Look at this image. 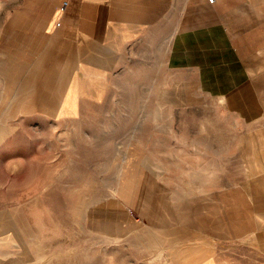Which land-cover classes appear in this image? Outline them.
Listing matches in <instances>:
<instances>
[{
  "label": "rangeland",
  "instance_id": "rangeland-1",
  "mask_svg": "<svg viewBox=\"0 0 264 264\" xmlns=\"http://www.w3.org/2000/svg\"><path fill=\"white\" fill-rule=\"evenodd\" d=\"M183 1L129 46L106 89L80 92L79 114L71 103L76 117L61 119L17 113L12 98L48 41L10 27L25 0H0V264H177L151 231L156 201L243 191L264 176L262 109L231 52L208 54V68L202 52L171 61ZM258 49L242 46L238 65ZM254 241L224 248L238 257L248 253L238 243Z\"/></svg>",
  "mask_w": 264,
  "mask_h": 264
},
{
  "label": "crops",
  "instance_id": "crops-1",
  "mask_svg": "<svg viewBox=\"0 0 264 264\" xmlns=\"http://www.w3.org/2000/svg\"><path fill=\"white\" fill-rule=\"evenodd\" d=\"M175 2L25 0L12 15L15 19L11 18L10 27L18 28L15 33L26 36V42L28 35L36 41L42 35L48 45L37 57L40 70H34L33 79L27 80L26 85L33 81L34 87L24 86L31 92L27 106L39 99L43 102L32 109L20 106L17 113L40 110L61 119L76 117L67 110L72 103L79 114L82 99H87L80 93L82 86L100 78L108 83L129 46L141 39L146 27L157 24ZM182 7L172 63L196 61L199 56L195 52H202L204 58L198 60L205 59L208 68V54L228 53L230 58L231 52L230 61L243 70L264 120V0H184ZM242 46L259 47L257 53H249L243 67L235 60ZM202 82H207L206 77ZM256 181L243 191L232 188L202 198L207 201L211 197L210 204H202V208L194 204L202 202L199 199L168 205L160 197L155 206L158 223L151 228L156 242L169 245L177 264H264V176ZM119 193L123 196V189ZM181 231L185 236L177 238ZM253 235L254 243H238L248 248V253L240 252L238 257L226 253V242Z\"/></svg>",
  "mask_w": 264,
  "mask_h": 264
},
{
  "label": "bare ground",
  "instance_id": "bare-ground-1",
  "mask_svg": "<svg viewBox=\"0 0 264 264\" xmlns=\"http://www.w3.org/2000/svg\"><path fill=\"white\" fill-rule=\"evenodd\" d=\"M214 13V12H213ZM213 15V14H212ZM27 79L22 81L19 84V91H17L12 98L13 104L16 107H24L26 108L28 102H29V97L31 96V92H27L24 89V86L26 85ZM107 83L103 78L100 79H92L90 82L86 83V85L82 86L81 92L85 94H90V95H99L104 89H106Z\"/></svg>",
  "mask_w": 264,
  "mask_h": 264
},
{
  "label": "built area",
  "instance_id": "built-area-1",
  "mask_svg": "<svg viewBox=\"0 0 264 264\" xmlns=\"http://www.w3.org/2000/svg\"><path fill=\"white\" fill-rule=\"evenodd\" d=\"M210 2H214L215 0H209Z\"/></svg>",
  "mask_w": 264,
  "mask_h": 264
}]
</instances>
